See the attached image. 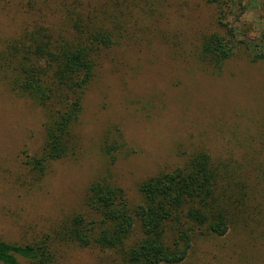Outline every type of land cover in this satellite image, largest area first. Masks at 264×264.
Masks as SVG:
<instances>
[{"label": "rangeland", "instance_id": "1", "mask_svg": "<svg viewBox=\"0 0 264 264\" xmlns=\"http://www.w3.org/2000/svg\"><path fill=\"white\" fill-rule=\"evenodd\" d=\"M77 1L116 14L121 36L98 58L74 126L78 154L53 162L38 181L25 161L41 151L45 112L0 75V239L29 242L86 211L90 182L108 168L137 205L142 180L203 150L226 166L246 204L225 235L198 236L179 264H264V62L238 53L220 71L201 62V34L216 24V7L204 0ZM235 1L226 13L238 38L264 40V0ZM60 13L57 0L39 11L0 0V47L31 15L55 25ZM106 145L116 147L113 163ZM55 246L57 264H119L113 251Z\"/></svg>", "mask_w": 264, "mask_h": 264}, {"label": "trees", "instance_id": "2", "mask_svg": "<svg viewBox=\"0 0 264 264\" xmlns=\"http://www.w3.org/2000/svg\"><path fill=\"white\" fill-rule=\"evenodd\" d=\"M50 0H27L32 11ZM145 3L159 0H143ZM216 7L215 28L201 34L199 59L213 71L236 53L251 63L264 62V40L237 32L226 13L235 0H204ZM59 21L49 23L31 15L24 26L0 47V75L10 89L45 112L41 151L25 163L36 181L53 162L76 157L79 139L74 129L83 101L96 74L101 53L116 44L118 16L101 5L57 0ZM113 145L104 147L110 163ZM226 166L207 151H198L181 166L142 180V202L130 205L124 189L108 168L87 188L86 211L66 216L52 233L25 243L0 239V264H57L56 242L113 251L119 264H179L198 236H223L236 223L246 193L232 180ZM244 187V186H242ZM139 236L134 239L133 235Z\"/></svg>", "mask_w": 264, "mask_h": 264}]
</instances>
